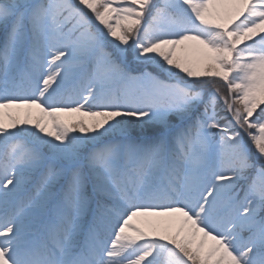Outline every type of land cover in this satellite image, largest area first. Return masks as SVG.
I'll return each mask as SVG.
<instances>
[{
  "label": "snow or ice",
  "instance_id": "obj_1",
  "mask_svg": "<svg viewBox=\"0 0 264 264\" xmlns=\"http://www.w3.org/2000/svg\"><path fill=\"white\" fill-rule=\"evenodd\" d=\"M0 264H264V0H0Z\"/></svg>",
  "mask_w": 264,
  "mask_h": 264
}]
</instances>
